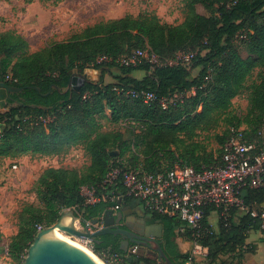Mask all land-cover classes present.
<instances>
[{
	"label": "trees",
	"instance_id": "16d2710c",
	"mask_svg": "<svg viewBox=\"0 0 264 264\" xmlns=\"http://www.w3.org/2000/svg\"><path fill=\"white\" fill-rule=\"evenodd\" d=\"M22 1L30 4L34 0ZM182 2L186 17L179 25L163 24L156 15H127L87 27L66 42L49 44L34 53H29V43L20 34L10 31L0 35V82H6L5 77L10 75L17 80L6 82L10 85L38 87L40 92L28 89L21 95L24 104L52 107L47 111L18 107L0 114V123L7 127L0 134V160L25 154L57 156L77 147L90 158L84 170L43 171L36 186L39 204L24 207L18 234L10 244L15 259L28 251L38 227L56 224L64 211L74 208L91 221L115 206L110 200L87 204L83 193L84 188H95L97 197L112 192L124 194L121 184L103 186L114 169L162 172L175 166H158L167 156L176 165L193 167L198 172L209 168L221 160L223 149L210 162L212 159L196 139L221 123L231 126L227 134L234 129L248 143L260 141L259 133H264V0ZM237 38L246 50L245 57L235 46ZM136 50L156 55L160 64L144 61L138 67H126L119 63ZM189 50L196 51L189 64L169 65L179 53L193 54ZM100 58L106 60L98 63ZM87 67L101 70L99 82L85 83L72 95L53 89L45 96L52 85L65 90L72 71ZM256 69L262 70L259 82L247 86ZM113 70L119 73L111 74L114 82L106 84L104 77ZM194 70H199L195 76ZM137 71L146 76L142 80L134 78ZM130 91L152 92L156 99L146 104L142 98L129 95ZM245 91L247 114L240 118L231 106L233 99ZM164 101L166 108L162 106ZM106 122L118 128L103 131ZM241 196L247 207L261 210L264 179L259 188H246ZM133 203L138 204L132 198L124 199V207ZM149 217V224L161 221L163 249L174 263L195 261L190 253L182 254L178 249L176 238L181 237V223L176 218ZM258 230L257 220L253 223L250 215L244 214L231 227L220 226L213 236L203 240L210 251L208 264H227L221 259L227 256L241 259L250 233ZM99 241L94 244L95 253L110 250L124 255L118 237L106 235ZM124 261L155 264L146 258Z\"/></svg>",
	"mask_w": 264,
	"mask_h": 264
},
{
	"label": "rangeland",
	"instance_id": "374dc122",
	"mask_svg": "<svg viewBox=\"0 0 264 264\" xmlns=\"http://www.w3.org/2000/svg\"><path fill=\"white\" fill-rule=\"evenodd\" d=\"M199 11L208 15L203 9ZM140 14L156 15L163 24L167 25H179L186 17L182 0H34L30 4L22 0H2L0 1V35L10 31L20 34L29 43V53H34L49 44L66 42L95 24L127 15L137 17ZM242 45L240 38H237L235 46L241 48V54L245 57L246 50ZM189 52L196 54L193 50ZM75 72L82 75L89 74L91 78L94 75L96 83L102 75L101 70L92 67ZM198 72L199 70H194L193 75H197ZM261 72V69H256L249 77L247 86L258 83ZM247 108L248 92L245 91L233 99L231 111L242 118L247 114ZM8 110H4L3 113ZM230 127L221 123L218 128L202 132L197 137L196 140L202 143L205 154L212 159L210 162L221 154L226 142L232 137L227 134ZM243 127L241 126L240 130H243ZM114 128L118 126L106 122L103 131ZM238 138L246 141L243 140V135H239ZM176 164L175 160L167 156L159 161L158 166L167 168ZM89 165L90 158L81 147L57 156L25 154L14 159L0 160V264L25 263L27 251L19 259H15L10 253V244L18 234L24 207L39 204L36 186L43 171L48 168L84 170ZM84 192L87 193L86 190ZM133 205L141 210L137 203ZM250 236L252 237L251 233ZM258 243L264 244V237L258 239L254 235L248 244ZM90 249L104 264H110L102 258V254L95 253L93 243ZM225 260L229 262L231 258ZM204 262L207 263L206 260Z\"/></svg>",
	"mask_w": 264,
	"mask_h": 264
},
{
	"label": "built area",
	"instance_id": "2783aa9c",
	"mask_svg": "<svg viewBox=\"0 0 264 264\" xmlns=\"http://www.w3.org/2000/svg\"><path fill=\"white\" fill-rule=\"evenodd\" d=\"M193 57L194 54L179 53L169 65H186ZM105 60L100 58L98 63ZM144 61L151 65L160 64L158 57L147 50H136L120 59L119 63L126 67H138ZM5 80L17 83L10 75ZM128 94L133 98H142L146 104L156 99L155 94L148 91H130ZM162 106L166 108L167 102H162ZM231 135L223 148L221 160L209 168L199 172L193 167L180 165L162 172L114 169L107 175L103 186L117 187L121 184L125 193L116 195L112 192L97 197L95 188H84L87 191L83 190L86 203L110 200L115 203L111 209L118 212L123 208L124 199L129 197L138 202L148 215L176 218L181 223L178 234L182 238L188 236L192 244L190 254L193 260L207 259L210 251L203 245V240L216 233V226L231 227L240 214L250 215L253 223L257 220L258 232L264 237V205L261 210L249 208L241 196L244 189H256L263 184L264 133H259L260 141L253 143L240 140V134L234 129ZM43 229L38 227V232ZM71 238L92 253L91 242ZM137 251L135 246L131 252L136 254ZM102 258L110 264H126L124 255L110 250L104 251Z\"/></svg>",
	"mask_w": 264,
	"mask_h": 264
},
{
	"label": "water",
	"instance_id": "95a60500",
	"mask_svg": "<svg viewBox=\"0 0 264 264\" xmlns=\"http://www.w3.org/2000/svg\"><path fill=\"white\" fill-rule=\"evenodd\" d=\"M85 83H94L84 74L74 70L68 86L62 90L52 85L45 95L52 94L53 89L61 94L79 92ZM28 89L40 92L38 87H18L0 82V114L6 109L29 107L32 109L50 110L52 107L26 105L23 101L15 100ZM6 125L0 123V134L6 131ZM74 208L64 211L58 222L39 231L30 245L24 264H100L93 254L71 245L56 236L53 230H58L68 236L99 244V239L106 235L119 238L120 251L127 254L131 246L148 249L158 258L159 264L174 263L163 249V225L160 220L149 224L144 218H136L132 211L120 210L115 213L108 209L100 218L87 221ZM102 225L99 226L98 225ZM92 227L95 230L92 231Z\"/></svg>",
	"mask_w": 264,
	"mask_h": 264
},
{
	"label": "crops",
	"instance_id": "0c3cea01",
	"mask_svg": "<svg viewBox=\"0 0 264 264\" xmlns=\"http://www.w3.org/2000/svg\"><path fill=\"white\" fill-rule=\"evenodd\" d=\"M119 72L117 70H113L112 73H107L104 77V82L106 84H110L114 82V78L111 74L116 75ZM89 80H91L92 82H94V75H92V78L90 77L89 74H85ZM134 78L138 79V80H142L146 74L143 71H137L132 75ZM102 77V75H101ZM96 83V82H94ZM136 204V203H135ZM139 205V204H138ZM140 206V205H139ZM141 210H138L134 205L131 207H124V211H132L133 215L136 218H144L145 220H148L150 217V215H147L144 210L142 209V207L140 206ZM111 209V208H109ZM76 210V209H75ZM117 213V212H115ZM82 217V216H81ZM83 218V217H82ZM102 226V225H100ZM216 226V225H215ZM218 231V227L216 226V232ZM256 233L258 235H256ZM252 237L255 238L258 237L262 238L263 236L259 233V232H251ZM251 236L248 238L247 243H249V241L252 238ZM176 243L178 245V249L182 254H189L191 251V247L192 244L191 242L186 239V238H182V237H178L176 238ZM135 248V246H131L129 249V252L127 254L124 253V257L128 258L130 260L133 261H137L138 258H146L150 261H154L155 264L158 263L156 257L154 256L153 252L149 251L148 249H144V248H138V251L136 254H132V250ZM226 258H231V260H229V262H227V264H264V244H246L245 248H244V253H243V257L241 259L238 258H232V257H221V259L223 261H226ZM207 261L204 262V261ZM159 264V263H158ZM186 264H208V260L207 259H201L198 258L196 259L194 262H187ZM218 264H220V261L218 262Z\"/></svg>",
	"mask_w": 264,
	"mask_h": 264
},
{
	"label": "bare ground",
	"instance_id": "6f19581e",
	"mask_svg": "<svg viewBox=\"0 0 264 264\" xmlns=\"http://www.w3.org/2000/svg\"><path fill=\"white\" fill-rule=\"evenodd\" d=\"M53 231H54V233L56 234L57 237H59L60 239L64 240L65 242H67V243H69V244H71V245H74V246L80 247V248H82V249L88 251L89 253H91V252L89 251V249H87L86 247H84V246L80 245L79 243H77L75 240H73V239H72L70 236H68L67 234L62 233V232L58 231L57 229H56V230H53ZM91 254H92V253H91ZM94 257L98 260V262H99L100 264H104V263H103L101 260H99L96 256H94Z\"/></svg>",
	"mask_w": 264,
	"mask_h": 264
},
{
	"label": "flooded vegetation",
	"instance_id": "af4514ba",
	"mask_svg": "<svg viewBox=\"0 0 264 264\" xmlns=\"http://www.w3.org/2000/svg\"><path fill=\"white\" fill-rule=\"evenodd\" d=\"M14 99L15 100H18V101H24V99H23V97L22 96H19V97H14ZM120 210H123L124 211V209L122 208V209H120ZM119 210V211H120ZM156 259H157V261H158V258L156 257Z\"/></svg>",
	"mask_w": 264,
	"mask_h": 264
}]
</instances>
